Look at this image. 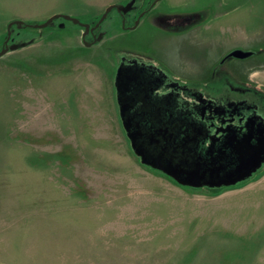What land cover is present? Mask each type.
I'll return each instance as SVG.
<instances>
[{
	"label": "rangeland",
	"instance_id": "obj_1",
	"mask_svg": "<svg viewBox=\"0 0 264 264\" xmlns=\"http://www.w3.org/2000/svg\"><path fill=\"white\" fill-rule=\"evenodd\" d=\"M126 1L0 0V49L12 20L64 13L91 23ZM157 8L130 30L113 10L90 46L70 20L13 26L10 43L26 45L0 57V264H264V163L211 190L145 166L113 82L116 57L143 54L208 95L226 79L264 102V0ZM234 49L253 53L227 57Z\"/></svg>",
	"mask_w": 264,
	"mask_h": 264
},
{
	"label": "flooded vegetation",
	"instance_id": "obj_2",
	"mask_svg": "<svg viewBox=\"0 0 264 264\" xmlns=\"http://www.w3.org/2000/svg\"><path fill=\"white\" fill-rule=\"evenodd\" d=\"M130 1L123 4L127 5ZM161 1L135 0L128 11L120 12L114 7L108 16L117 10L122 28L130 30L143 23L144 18L154 9L159 10L157 7ZM175 18L179 19V16ZM99 19L90 23L91 28ZM104 21L83 37L86 45L102 40ZM172 22L185 24L183 20ZM148 25L153 26L152 23ZM225 61V58L221 59L222 63ZM113 82L119 113L121 105L118 98L124 103L125 126L121 114L120 118L133 151L129 132L136 137L137 147L146 154L149 161L166 166L171 162L179 167V176L183 180L197 165L200 182L217 183L225 180L240 161L237 144L248 141L250 146L257 147L264 135V102L257 89L248 86L246 82L234 86L223 79L225 91L217 88L215 90L219 91L218 94L208 95L202 89L187 85L167 62L155 56L145 58L143 54L124 53L115 58ZM136 155L142 162V156ZM143 164L180 183L164 170ZM217 166L222 167L220 172L214 175L206 172L210 168L217 169ZM182 185L208 190L230 186Z\"/></svg>",
	"mask_w": 264,
	"mask_h": 264
},
{
	"label": "water",
	"instance_id": "obj_3",
	"mask_svg": "<svg viewBox=\"0 0 264 264\" xmlns=\"http://www.w3.org/2000/svg\"><path fill=\"white\" fill-rule=\"evenodd\" d=\"M135 2V0H131L127 5L124 4H118V3H113L110 4L104 11V13L102 14V16L100 17L99 21L91 28V24L90 23H85L83 21H81L80 18L75 17L73 15L70 14H64V13H56L53 14L52 16H50L48 19H46L44 22H37V23H29L26 22L24 20H20V19H16V20H12L8 23V28H7V36L6 39L4 41V45L3 47L0 49V57L3 56L4 54H6L7 52L11 51V50H15L20 48L21 46L26 45L25 42L22 43H10L11 37H12V32H13V26L16 25L19 28L28 26V27H33V28H46L49 27L51 25L55 24V20L62 18L64 20H70L75 24H79L83 27H85V31L83 33V37L86 36V34L89 32L90 29H95L97 28L100 23H102V21H104L109 12L115 7L118 11L120 12H126L128 11L133 3ZM61 27L65 26V22H62L60 24ZM101 38V35H100ZM253 53V51L250 50H244V49H234L232 50L230 53L227 54V57H238V58H245L250 56ZM119 104L121 105V110H120V114L121 117L123 119V123L125 126V122H126V118H125V112H124V103L123 100L119 97L118 98ZM197 132V131H196ZM129 136L132 139V143H133V147L135 152L138 155L142 156V162L146 163V164H150L155 168L164 170L166 173H168L169 175L175 177L181 184H186V185H191V186H195V187H199L202 186L203 184H207L210 186H221V185H235L238 182H241L243 180L248 179L249 177H251L264 163V135L262 137V139L260 140V143L257 147L252 145L250 146L249 142H240L239 144H237V152L240 155V161L236 167V169L234 171H231L228 175L227 178L221 182H200L199 179V166L197 165L195 168L191 169L190 173H188V177L186 180H183L180 178L179 173V167H175L171 162L167 163L168 166L164 165V164H160L158 162H151L147 159L146 154L143 153L141 150H139V148L137 147L135 141H136V137L131 134L129 132ZM220 166H217L216 168H210L208 171H206L207 173H210L211 175H214V173H218L221 171ZM183 170V169H182ZM181 170V171H182ZM218 170V171H217Z\"/></svg>",
	"mask_w": 264,
	"mask_h": 264
},
{
	"label": "trees",
	"instance_id": "obj_4",
	"mask_svg": "<svg viewBox=\"0 0 264 264\" xmlns=\"http://www.w3.org/2000/svg\"><path fill=\"white\" fill-rule=\"evenodd\" d=\"M61 19H62V18H61ZM62 20H63V19H62ZM13 34H14V33H12V37H11V39H12V38H13V36H14ZM31 38H34V37H31Z\"/></svg>",
	"mask_w": 264,
	"mask_h": 264
}]
</instances>
